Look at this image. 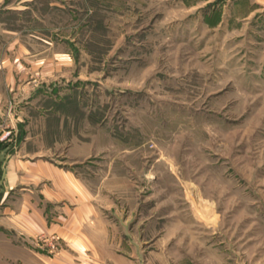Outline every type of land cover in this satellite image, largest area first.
Instances as JSON below:
<instances>
[{"label": "rangeland", "instance_id": "374dc122", "mask_svg": "<svg viewBox=\"0 0 264 264\" xmlns=\"http://www.w3.org/2000/svg\"><path fill=\"white\" fill-rule=\"evenodd\" d=\"M60 1L47 17L81 63L67 97L84 106L65 107L56 160L140 229L147 264H264V10Z\"/></svg>", "mask_w": 264, "mask_h": 264}, {"label": "crops", "instance_id": "0c3cea01", "mask_svg": "<svg viewBox=\"0 0 264 264\" xmlns=\"http://www.w3.org/2000/svg\"><path fill=\"white\" fill-rule=\"evenodd\" d=\"M235 2L246 15L264 10V0ZM51 10L66 6L0 0V264H147L140 229L110 209L72 163L55 158L56 133L72 117L65 107L84 105L67 97L82 80L81 63L49 23ZM83 151L72 152L75 161L94 150ZM39 237L57 238L59 252L37 246Z\"/></svg>", "mask_w": 264, "mask_h": 264}, {"label": "built area", "instance_id": "2783aa9c", "mask_svg": "<svg viewBox=\"0 0 264 264\" xmlns=\"http://www.w3.org/2000/svg\"><path fill=\"white\" fill-rule=\"evenodd\" d=\"M10 133H6L2 138L5 139ZM37 246L48 244L50 246V254L54 255L59 252L58 239L52 237L50 239L45 237H39L36 241Z\"/></svg>", "mask_w": 264, "mask_h": 264}]
</instances>
